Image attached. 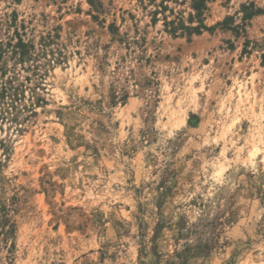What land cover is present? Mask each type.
Segmentation results:
<instances>
[{
	"label": "rangeland",
	"instance_id": "obj_1",
	"mask_svg": "<svg viewBox=\"0 0 264 264\" xmlns=\"http://www.w3.org/2000/svg\"><path fill=\"white\" fill-rule=\"evenodd\" d=\"M195 15L0 0L39 54L0 111V264H264V0Z\"/></svg>",
	"mask_w": 264,
	"mask_h": 264
},
{
	"label": "trees",
	"instance_id": "obj_2",
	"mask_svg": "<svg viewBox=\"0 0 264 264\" xmlns=\"http://www.w3.org/2000/svg\"><path fill=\"white\" fill-rule=\"evenodd\" d=\"M207 3L208 0H193V9L196 12L195 18L198 20L199 25L189 28L181 24V27L183 28L182 33L187 29L190 34L201 35L202 31L207 29L202 22L204 12L207 10ZM257 12L262 13L263 11ZM157 13L158 12L154 14ZM191 19H194V17L191 16ZM167 26L171 28V32L176 33L178 25L174 22H167ZM35 51L34 43L26 41L18 31H16L15 35L12 38H9L7 42L0 40V111L3 118L6 117L9 107L15 108V104L18 102L22 94L20 93L19 88H16L14 85L16 76H10V69L12 68L10 62L13 61L14 64L24 65L30 60L35 61L39 56ZM32 69L35 72L38 71L39 68L38 66L34 68L32 66L30 67V70Z\"/></svg>",
	"mask_w": 264,
	"mask_h": 264
}]
</instances>
